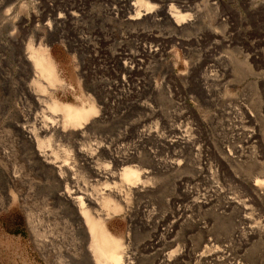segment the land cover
I'll return each mask as SVG.
<instances>
[{
    "label": "rangeland",
    "instance_id": "obj_1",
    "mask_svg": "<svg viewBox=\"0 0 264 264\" xmlns=\"http://www.w3.org/2000/svg\"><path fill=\"white\" fill-rule=\"evenodd\" d=\"M134 1L0 0V150L4 149L0 152V264H50L46 250L37 245L28 214L38 221L48 240L59 239L54 247L83 245L74 233L72 212L53 199L57 183L31 160L32 151L27 146L15 142L17 137L9 127L8 121L24 108L21 85L32 83L31 66L26 67L20 60L30 49L36 52L45 48L50 53L65 83L55 96L65 104L80 107L88 103V89L112 85L109 96L104 94L103 99L118 98L120 103L91 133L94 143L118 142L124 134L134 137L141 125L154 126L163 121L173 127H192L200 134L199 139L205 143L201 159L205 169L203 165L199 167V159L190 149L157 147L161 156L182 152L185 166L180 172L155 171L157 191L150 199V206L154 205L158 212H172L170 199H184L181 196L186 194L185 189L209 199L212 187L217 185L218 197L204 210L192 209L191 214L197 212L198 217L190 214L191 221L180 232V237L183 235L194 246L203 238L199 225L210 223L207 227L216 238L230 234L236 213L227 212L225 198L245 196L250 182L264 173V0H145L151 5L173 6L178 12L181 5L187 6L190 10L181 14L193 16L196 24L183 32H176L165 21L125 24L119 10ZM66 11L76 13V17L60 23L53 20ZM115 57H120L122 63L126 61L130 70L124 72ZM83 73L88 76L87 83L81 78ZM154 81L160 83L159 90H154ZM119 84L118 90L113 88ZM252 134L257 138L245 149L243 142ZM133 139H123L118 145L134 148L136 138ZM12 174L21 175L26 186L16 184L15 192L21 193V198L10 205L8 180ZM257 207L251 213L259 218L262 213ZM108 226L118 237L127 236L129 231L124 214L112 217ZM145 236L136 231L132 238L137 245ZM263 255L264 247L257 245L247 250L241 260L243 264H264ZM63 260L62 264H82L78 259Z\"/></svg>",
    "mask_w": 264,
    "mask_h": 264
},
{
    "label": "bare ground",
    "instance_id": "obj_2",
    "mask_svg": "<svg viewBox=\"0 0 264 264\" xmlns=\"http://www.w3.org/2000/svg\"><path fill=\"white\" fill-rule=\"evenodd\" d=\"M189 10L187 6L181 5L178 12L170 5L157 6L145 0H135L121 8L118 15L128 25L140 26L146 22L165 21L176 32H183L192 29L196 24L193 16L181 14ZM72 17L75 18L76 13L66 11L65 14L60 13L59 17L53 20L60 23L61 20ZM34 51L30 49L26 54L24 53L25 56L22 54L20 59L25 66L28 64L31 66L32 75L31 85L21 83L20 91L24 108L22 111L17 110L15 118H12L10 122L9 118L7 121L11 132L17 137L15 142L25 146L24 148L28 147L33 155L31 160H35L42 170L49 173L48 176L51 175L52 182L54 183L55 180L57 183L58 190H54L56 193H53V196L55 194L53 199L72 212L69 214L75 221V227L73 225L75 231H73L80 236L83 244L82 248L70 247L68 244L66 245L68 247L61 245V247H54V242L59 239L48 240L45 237V231L39 229L38 221L28 214L37 245L39 249L46 250L47 261L49 260L50 264H62L65 258L68 259L66 262H70V259L82 260V264H243L241 257L247 250L257 245L264 247V173L258 174L254 181L250 182L245 196L242 194L240 197L234 195V198H228L230 197L228 194L229 196L225 198L227 212L236 213L233 218L235 226L230 230V234L224 238L212 236V231L207 227L210 223L207 222V225H199L203 238L194 246L191 241H185V237L182 238L183 235L180 237V232L184 225L191 221V215L198 214L197 212L191 214L192 209L203 208L204 210L218 197V194H215L220 193L217 185L216 188L212 187L214 192L211 190L213 196L209 195L210 200L199 192H187V189H185L186 194L181 196L184 199L169 198L174 207L172 212L165 210V212H158L152 207L154 205L150 206V199L157 191V184L154 182L155 171L161 174L180 172L185 166L184 157L180 155L182 152H179L181 150L177 151L178 154L174 152L172 157H169L170 155L166 157L159 155L160 151L157 147L165 145L173 149H190L194 157L199 159V167L203 165L205 169L206 166L201 160L204 159L205 151L202 148L205 143L202 144L199 139L200 134L198 136L192 127L186 128L182 124L173 127L163 121L154 126L141 125L140 130L133 134L134 137L124 134L118 142L95 140L98 143H94L91 133L103 124L106 113L118 106V98L114 101L103 99L104 94L108 95L112 91V85L88 89L89 92H86L88 103L80 107L65 104L55 96L58 89L64 87L65 83L60 78L50 53L45 48ZM151 51L157 52L150 50V53ZM114 59L121 64L120 67L123 71L125 70L124 72L130 70L126 61L122 63L123 60L120 57ZM83 75L81 78H84L87 83L88 76L85 73ZM169 76L167 78L171 80ZM3 80L6 81L7 77ZM153 85L154 90L161 86L156 81ZM114 87L120 88V84L113 85ZM144 88L145 86L142 87ZM250 116L252 119V114ZM128 138H136L134 148H121L123 144H118ZM256 138L254 134L248 136L243 142L245 149L246 145H253ZM61 146L64 147L63 150H59ZM140 149L143 151L140 152ZM3 151L0 150L2 153ZM237 153V151L234 152V155ZM230 156L233 157L231 152ZM27 159L24 160L28 161ZM79 169L86 173L80 174ZM210 173V176L213 175L212 172ZM9 181L11 186L10 188L8 186L10 191L7 189L10 192L7 199L9 204L13 205L21 198V193L15 192L14 188L18 183L23 186L24 180L21 175L12 174ZM254 206L260 208L259 212L261 211L262 214L259 218L251 213ZM122 214L128 220L129 231L127 236L118 237L111 232L108 223L112 217ZM233 214L232 217H234ZM136 231L146 235L137 245L132 238ZM54 239L56 240V237Z\"/></svg>",
    "mask_w": 264,
    "mask_h": 264
}]
</instances>
